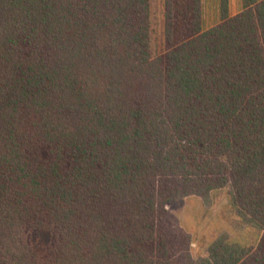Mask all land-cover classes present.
<instances>
[{
	"label": "trees",
	"instance_id": "1",
	"mask_svg": "<svg viewBox=\"0 0 264 264\" xmlns=\"http://www.w3.org/2000/svg\"><path fill=\"white\" fill-rule=\"evenodd\" d=\"M0 0V264H264V0ZM227 189L206 256L165 206Z\"/></svg>",
	"mask_w": 264,
	"mask_h": 264
},
{
	"label": "rangeland",
	"instance_id": "2",
	"mask_svg": "<svg viewBox=\"0 0 264 264\" xmlns=\"http://www.w3.org/2000/svg\"><path fill=\"white\" fill-rule=\"evenodd\" d=\"M162 1H150V47L156 54L162 47ZM230 15L242 8L241 0H229ZM218 21L217 0H202V28L207 29ZM169 220L188 236L192 258L206 256L208 244L220 233L231 232L230 237L242 244L253 243L251 232L240 235L232 228V214L227 189L214 191L209 205L201 199L190 197L165 206Z\"/></svg>",
	"mask_w": 264,
	"mask_h": 264
},
{
	"label": "crops",
	"instance_id": "3",
	"mask_svg": "<svg viewBox=\"0 0 264 264\" xmlns=\"http://www.w3.org/2000/svg\"><path fill=\"white\" fill-rule=\"evenodd\" d=\"M230 11H231V8L229 7V14H230ZM232 15H235V14H232Z\"/></svg>",
	"mask_w": 264,
	"mask_h": 264
}]
</instances>
